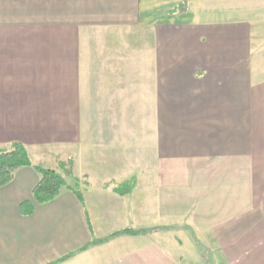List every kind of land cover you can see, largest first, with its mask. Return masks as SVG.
Masks as SVG:
<instances>
[{
    "label": "crops",
    "instance_id": "0c3cea01",
    "mask_svg": "<svg viewBox=\"0 0 264 264\" xmlns=\"http://www.w3.org/2000/svg\"><path fill=\"white\" fill-rule=\"evenodd\" d=\"M16 142L72 172L31 215L34 165L0 188V264H264V0H0Z\"/></svg>",
    "mask_w": 264,
    "mask_h": 264
},
{
    "label": "trees",
    "instance_id": "16d2710c",
    "mask_svg": "<svg viewBox=\"0 0 264 264\" xmlns=\"http://www.w3.org/2000/svg\"><path fill=\"white\" fill-rule=\"evenodd\" d=\"M33 162L27 147L19 142L13 143L10 148H4L0 150V188L8 185L15 178V174L18 169L27 166H33ZM64 166V175L56 169L50 167H44L40 165H34V167L39 171L41 178L33 190V199L25 201L21 204V212L24 215H31L34 213L37 204H43L54 200L61 192L63 187L67 185L65 176L70 175L72 172V163H66ZM135 182H128L124 186L117 187V190L126 194L133 189ZM129 187L126 189L125 187ZM77 196L81 201H83V196L81 193L76 191ZM122 233H136L133 229H127L123 231L116 232L106 238L94 240L90 244L80 248L78 251H82L90 247L91 245H97L105 243L110 238L122 234ZM77 251V252H78ZM76 252L62 257L49 264H58L62 261L69 259Z\"/></svg>",
    "mask_w": 264,
    "mask_h": 264
},
{
    "label": "rangeland",
    "instance_id": "374dc122",
    "mask_svg": "<svg viewBox=\"0 0 264 264\" xmlns=\"http://www.w3.org/2000/svg\"><path fill=\"white\" fill-rule=\"evenodd\" d=\"M197 246H198V251L202 258V262L204 264H230L225 260H223V262L221 261V247L218 244H214V243L209 244V247H207L206 244H204L203 242L202 243L199 242L197 243ZM169 247H170V251L173 250L174 253H178V248L176 249L173 246H169ZM118 250H119L118 247L110 246L107 247L106 249L99 251V253L104 255L114 256L115 253L117 254ZM190 250L191 248L186 246V244H185L184 252L181 250L183 252V255L185 256L184 264H203L199 259L195 257V255H191Z\"/></svg>",
    "mask_w": 264,
    "mask_h": 264
}]
</instances>
